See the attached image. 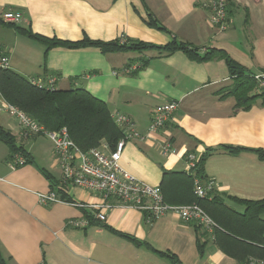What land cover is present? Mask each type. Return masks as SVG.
<instances>
[{"label":"crops","instance_id":"1","mask_svg":"<svg viewBox=\"0 0 264 264\" xmlns=\"http://www.w3.org/2000/svg\"><path fill=\"white\" fill-rule=\"evenodd\" d=\"M209 1L0 0V52L8 56L10 69L29 80L53 77L57 89L84 88L142 133L156 105L177 101L162 129L144 141L125 143L120 164L137 179L159 186L164 171L187 170L185 153L198 159L208 150L204 174L216 192L264 199V160L255 151H264V94L256 95L262 91L255 85L248 105L238 106L228 93L234 81L224 59L249 74L264 70V0H228L223 31L210 22ZM4 11L19 12L21 19L6 23ZM150 15L164 30L149 24ZM22 29L71 41L125 37L164 45L175 39L200 56L211 50L224 56L193 59L181 50L160 55L154 49L103 53L60 46L44 55L45 45ZM0 126L32 157L31 163L13 166L0 140V252L7 264H171L166 254L180 264H239L211 241L200 255L192 222L173 213L149 221L140 210L114 206L101 221L94 209L66 203H95L99 197L62 183L49 139L24 136L11 116L0 119ZM164 139L173 146L166 155L159 151ZM47 191L66 201L40 204L36 192ZM71 219L86 224L74 227Z\"/></svg>","mask_w":264,"mask_h":264},{"label":"trees","instance_id":"2","mask_svg":"<svg viewBox=\"0 0 264 264\" xmlns=\"http://www.w3.org/2000/svg\"><path fill=\"white\" fill-rule=\"evenodd\" d=\"M149 24L159 30H164V27L157 23L152 15H150ZM22 32L45 45L44 55L48 49L60 46L72 49L96 47L103 53L129 50L140 52L154 49L160 55H169L176 50H181L193 59L224 56L222 52L214 50L200 56L197 49L175 39L164 45H156L127 38L124 41L120 38L102 41L90 39L87 36L71 41L45 37L29 29H22ZM224 59L229 68L230 77L234 81L228 93L236 98L238 106H246L255 96V94H249L256 85L252 74L246 73L229 57ZM145 64L146 62L143 61L140 66ZM41 83L46 84V82ZM0 93L8 103L18 107L46 130L66 128L71 140L83 151L98 147L103 142L112 149L123 135L122 127L115 123L105 102L84 88L62 90L55 86L54 89L46 86L39 87L31 83L28 78L6 68L0 69ZM257 94L263 95L264 92ZM0 140L7 145L10 158L17 154L25 158L24 164L32 162V157L25 148L17 144L10 131L2 126H0ZM227 147L230 151L237 148ZM255 151L264 160V151L262 149H255ZM207 156L208 150L195 161L194 166L189 170L163 172L159 188L164 201L172 205L196 203L213 220L215 225L210 232L199 223L194 221L191 223L197 236L196 242L200 255L203 254L205 245L211 241L239 264H250L253 259L264 261V218L261 216L264 210V199L239 198L215 190L208 193L206 197H197L193 192L194 180L198 179L203 183L209 180L204 174V162ZM43 174L53 186L54 181L49 174L47 172ZM126 237L138 243L133 237ZM166 256L171 264H180L175 256L168 254ZM0 264H7L1 252Z\"/></svg>","mask_w":264,"mask_h":264},{"label":"built area","instance_id":"3","mask_svg":"<svg viewBox=\"0 0 264 264\" xmlns=\"http://www.w3.org/2000/svg\"><path fill=\"white\" fill-rule=\"evenodd\" d=\"M228 0H210L206 6L210 10V22L220 31L228 27L227 14ZM1 19L6 23H17L21 19V14L14 11H4ZM124 41L125 37L120 38ZM9 68V58L0 52V69ZM133 68H125L126 72ZM258 89L264 92V70L252 75ZM31 83L49 89H54V78L47 79L46 84L36 80ZM44 84V85H43ZM177 101H169L156 105L151 113L150 122L145 133L137 131L131 125L128 117L121 114L112 115L117 125L122 127L123 135L111 149L103 142L98 147L89 150H81L69 137L66 128L59 130H46L35 122L18 107L8 103L0 93V113H7L15 118L22 134L30 136L33 134L42 135L48 138L52 144L53 152L56 156L60 171L61 181L64 184L77 186L83 190L98 195L99 201L95 203L66 202L77 207H88L96 211V217L103 221L104 211L114 206L134 208L146 213V219L151 220L164 213H173L185 221H194L204 226L207 231L214 227L213 220L196 203L172 205L166 203L158 185H151L137 179L120 164V158L125 143L129 141H144L151 133L162 129L171 118L172 113L177 108ZM160 153L166 155L173 151V146L169 139H164L160 144ZM187 162V170L194 166L196 156L187 152L184 155ZM25 163V158L20 155H13L12 165L21 166ZM215 190L213 180L209 179L205 183L198 179L194 180V194L203 198L208 193ZM38 202L47 204L49 202H65L56 195L54 191L36 192ZM68 224L77 227L86 224V221L71 219ZM250 264H264V261L253 259Z\"/></svg>","mask_w":264,"mask_h":264},{"label":"rangeland","instance_id":"4","mask_svg":"<svg viewBox=\"0 0 264 264\" xmlns=\"http://www.w3.org/2000/svg\"><path fill=\"white\" fill-rule=\"evenodd\" d=\"M252 75H253V74H252ZM5 117H9L8 114H4V113H1V114H0V119L5 118ZM46 139H48V138H46ZM49 141H50V140H49ZM47 145H48V147H50L49 144H47ZM261 216L264 218V210H263V212L261 213Z\"/></svg>","mask_w":264,"mask_h":264}]
</instances>
